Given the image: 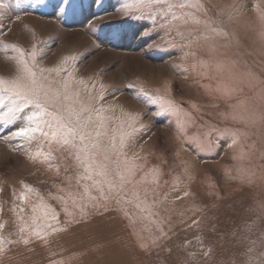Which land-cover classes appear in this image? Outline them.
Masks as SVG:
<instances>
[{"label":"rangeland","instance_id":"1","mask_svg":"<svg viewBox=\"0 0 264 264\" xmlns=\"http://www.w3.org/2000/svg\"><path fill=\"white\" fill-rule=\"evenodd\" d=\"M2 2L0 77L11 80L19 72L17 53L5 45L26 51L36 45L44 68L77 56L73 75L95 84L96 92L104 85L102 103L111 105L109 114L120 116L123 110L136 117L137 131L127 137L124 152L143 165L137 179L153 168L160 176L158 187L149 176L137 186L140 201L129 194L132 202L122 206L101 201L93 207L85 201L81 215L69 199L68 210L75 212L69 216L54 197L81 192L85 182L67 167V153L52 145L50 159L37 156L49 151L46 141L18 147L2 138L9 129L0 126V235L18 238L20 209L31 226L39 197L25 185L60 213L57 227L64 229L28 245L5 244L9 250L0 264H246L249 255L259 260L264 253V26L257 5L264 9V0H200L203 9L182 10L201 21L187 16V24L176 21L185 37L189 31L211 37L190 47L175 30L166 34L159 28V15L156 30L146 35L147 22L134 18L142 14L135 0ZM125 3L132 5L127 13ZM170 102L175 110L164 112L161 106ZM233 105L249 122L232 118ZM230 130H239L235 144ZM29 153L36 158L29 159ZM22 193L27 199H18ZM153 240L158 246L150 253L139 247Z\"/></svg>","mask_w":264,"mask_h":264},{"label":"snow or ice","instance_id":"2","mask_svg":"<svg viewBox=\"0 0 264 264\" xmlns=\"http://www.w3.org/2000/svg\"><path fill=\"white\" fill-rule=\"evenodd\" d=\"M16 2L19 3V0ZM68 2L69 0H63L65 5ZM3 6L0 0V7ZM131 6L125 3L122 10L127 13ZM135 6L142 10V14L134 18L147 22L146 35L156 30L157 15H159L163 21L159 23V28L166 34L175 30L181 39H188L189 47L193 43L198 44L201 38L205 41L211 39L206 33L202 34V37L193 36L192 31H189L188 37H185L175 23L183 20V23L187 24L189 21L184 19L185 16L195 23H201L194 12L182 11L187 8L203 9L200 0H135ZM176 10H181V14L178 15ZM257 10L264 26V9H260L257 5ZM60 11L63 12L64 8ZM203 23L210 24L209 21H203ZM211 31L218 30L211 28ZM223 34L227 35V33ZM261 36L264 37V31L261 32ZM9 47L17 53L14 59L19 66V72L11 80L0 77V126L7 125L9 129L2 138L17 141L18 147H24L33 141H46L49 151L36 153L37 156H44L45 159L52 157V145H56L57 150L67 153V158H70L67 167L75 169V178L78 182H85L81 192L69 191L67 197L63 195L54 197L64 205L63 210L67 215H75L74 211L68 210L69 199L72 201L73 208H79L80 214L84 215L85 201L93 207L101 201H114L122 206L132 202L128 199L129 194L133 199L140 201L141 192L137 190V186L145 183L149 176H151V183L159 186L158 169H150L137 179L143 165L137 164L134 158H129L124 152L127 137L137 131L136 117L131 113H124L123 110L120 116L109 114L111 105L106 106L102 103L104 85H101L99 92H96L95 84L90 85L85 79H77L73 75V65L78 60L77 56L66 57L64 62L56 67L44 68L37 62L39 53L36 45L32 46L31 51H26L14 44L5 45V49ZM172 47L177 45L173 43ZM210 47L214 49L215 45L212 44ZM216 67L223 70L225 65L218 62ZM161 107L164 112L175 110L171 102L167 107L163 105ZM237 107L238 105H233L234 111L230 113L232 118L245 123L249 122L250 118L243 112H237ZM261 119H264V116ZM17 124L21 126L16 127ZM143 127L141 125V128ZM126 128H131V133L126 131ZM230 131L235 136L232 141L235 144L239 140V130ZM28 155L29 159L36 158L31 153ZM65 178L69 182L73 179L72 176ZM25 188L27 191L36 192L39 197V203L32 207L31 226L20 214L23 212V209H20V213L17 214L20 222L18 238L9 240L0 235V258L9 250L4 247L5 244L28 245L35 238L47 240L50 235L64 230L57 227L61 223L60 213L43 196H40L37 190L29 185H25ZM93 191L96 195L92 194ZM148 191L144 189L145 196ZM151 191L154 196L155 188ZM184 195L187 196L189 193L185 192ZM18 199H27V195L22 193ZM193 224H198V221L194 220ZM3 227L4 224L0 223V229ZM162 235L166 236V233ZM157 246L158 240H153L151 246L143 242L139 244L146 253H150L152 248ZM248 251L252 253L253 249L250 248ZM210 252L211 249L205 252V256H208ZM192 255L194 254H189V256ZM180 264H188V261L183 260ZM246 264H264V253L260 254L259 260L249 255Z\"/></svg>","mask_w":264,"mask_h":264}]
</instances>
